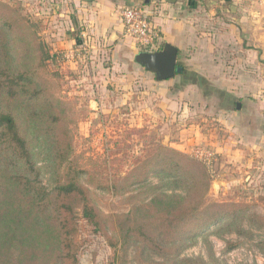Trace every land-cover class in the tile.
Instances as JSON below:
<instances>
[{
  "label": "rangeland",
  "instance_id": "obj_1",
  "mask_svg": "<svg viewBox=\"0 0 264 264\" xmlns=\"http://www.w3.org/2000/svg\"><path fill=\"white\" fill-rule=\"evenodd\" d=\"M3 1L19 10L35 35V66H44L72 135L69 166L83 172L81 182L102 210L111 235L120 240L112 247L105 236L86 228L80 264H178L184 258L206 264H264V228L247 222L252 236L215 232L213 225L174 257L133 239L124 249L129 223L121 217L134 215L160 193H184L179 183L154 171L143 183L130 185L137 161L157 152L181 153L201 162L209 180L204 202H245L264 217V144L246 143L249 124L264 127V0H150L163 16L167 12L170 19L188 23L204 40L189 53L202 49L213 53L207 65H222L218 71L195 72L186 64L191 59L187 53L179 59L185 60V73L172 82L157 81L135 61L142 51L138 44L122 34L113 40L122 8L147 0ZM163 5L167 9H160ZM170 98L178 108L170 106ZM45 154L38 152L36 159L50 186L51 164ZM7 189L0 178V199ZM149 212L148 207L139 209L142 217Z\"/></svg>",
  "mask_w": 264,
  "mask_h": 264
},
{
  "label": "trees",
  "instance_id": "obj_2",
  "mask_svg": "<svg viewBox=\"0 0 264 264\" xmlns=\"http://www.w3.org/2000/svg\"><path fill=\"white\" fill-rule=\"evenodd\" d=\"M34 36L19 10L0 0V178L8 185L0 199V264H80L86 228L105 236L112 247L120 240L111 235L102 210L81 182L83 172L69 166L72 135L44 66H35ZM185 71L182 66L177 75ZM42 150L51 164L50 186L36 159ZM137 163L130 185L143 183L154 171L179 183L184 193H160L134 215L121 216L129 223L124 249L133 239L177 257L213 225L215 232L244 236L253 235L245 222L264 228V217L249 203L204 202L209 180L197 159L157 152ZM143 207L150 208L148 217L140 215ZM178 264L206 262L184 258Z\"/></svg>",
  "mask_w": 264,
  "mask_h": 264
},
{
  "label": "crops",
  "instance_id": "obj_3",
  "mask_svg": "<svg viewBox=\"0 0 264 264\" xmlns=\"http://www.w3.org/2000/svg\"><path fill=\"white\" fill-rule=\"evenodd\" d=\"M62 1L68 2V0H65V1L62 0ZM72 1L74 3L85 2V3H94V4L96 3H115L113 0H93L91 2H87L84 0H72ZM150 2H151L150 0H147L145 5L142 4V2L132 3L130 5H141V6L146 7L147 10L149 11L151 15V19L156 29V32L159 35V43H158L159 48L157 50L162 49L166 42H170L179 49L178 61L179 59L181 60L182 55H186L188 53L187 57H191V59H187L188 63L186 64H190L191 70L195 72H204V71L210 70L211 68L215 69L216 71L221 69L222 65L217 64L216 62L212 65L210 64L207 65L205 63L209 57L213 56V53H210V52L206 53V51H203L202 49H196L195 51H192L191 53H189L190 52L189 49L191 46H194V45L199 46L204 43V40L200 39L197 36L196 31L193 28V26L189 25L188 23H185L182 20L170 19L169 18L170 15L167 12H166V15L163 16V14L160 12L158 7H156L155 5L148 4ZM174 2H176V0H159L158 3L163 4V3H174ZM151 3H155V1L154 2L152 1ZM161 8L167 9V7L164 5L161 6L160 9ZM103 9L107 10L109 9V7L106 5V6H103ZM105 10H104V14L106 12ZM120 20H121V17H120ZM119 29L120 31H115L113 40H116L115 38L118 34H122L126 40L133 43L132 40H130L128 37L125 36V27H124L122 20H121V25ZM262 58H264V55H262ZM181 61H179V64L182 65L186 69V67L184 66L185 60H184V63ZM171 80L173 79L171 78V79L163 80L159 82H172ZM167 84H170V83H167ZM165 96L167 98L168 97L172 98V96L167 93ZM171 100L172 101L169 102L170 106L172 108H178L177 102L173 99ZM248 119L249 120L252 119L251 115H249ZM246 135H247L246 137L247 144L251 146H259V145L264 144V127H262L260 124L259 125L249 124L247 127Z\"/></svg>",
  "mask_w": 264,
  "mask_h": 264
},
{
  "label": "built area",
  "instance_id": "obj_4",
  "mask_svg": "<svg viewBox=\"0 0 264 264\" xmlns=\"http://www.w3.org/2000/svg\"><path fill=\"white\" fill-rule=\"evenodd\" d=\"M125 27V36L138 44L142 51H157L159 35L146 7L141 5L124 6L120 12Z\"/></svg>",
  "mask_w": 264,
  "mask_h": 264
},
{
  "label": "water",
  "instance_id": "obj_5",
  "mask_svg": "<svg viewBox=\"0 0 264 264\" xmlns=\"http://www.w3.org/2000/svg\"><path fill=\"white\" fill-rule=\"evenodd\" d=\"M91 2L93 0H84ZM179 49L170 42H166L162 49L157 51H139L135 54V61L147 71L155 74L156 80H168L182 71L178 61ZM241 108V103L237 105Z\"/></svg>",
  "mask_w": 264,
  "mask_h": 264
}]
</instances>
